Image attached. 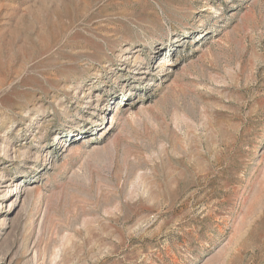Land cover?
<instances>
[{"label": "rangeland", "instance_id": "obj_1", "mask_svg": "<svg viewBox=\"0 0 264 264\" xmlns=\"http://www.w3.org/2000/svg\"><path fill=\"white\" fill-rule=\"evenodd\" d=\"M0 264H264V0H0Z\"/></svg>", "mask_w": 264, "mask_h": 264}]
</instances>
